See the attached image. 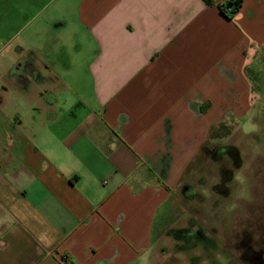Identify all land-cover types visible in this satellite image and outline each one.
Returning <instances> with one entry per match:
<instances>
[{
  "label": "crops",
  "instance_id": "obj_1",
  "mask_svg": "<svg viewBox=\"0 0 264 264\" xmlns=\"http://www.w3.org/2000/svg\"><path fill=\"white\" fill-rule=\"evenodd\" d=\"M234 1L61 0L13 29L29 0H4L0 264H157L192 161L264 86V0Z\"/></svg>",
  "mask_w": 264,
  "mask_h": 264
},
{
  "label": "rangeland",
  "instance_id": "obj_2",
  "mask_svg": "<svg viewBox=\"0 0 264 264\" xmlns=\"http://www.w3.org/2000/svg\"><path fill=\"white\" fill-rule=\"evenodd\" d=\"M60 1L29 0L23 13L13 6V29L21 28L26 18L30 28L37 22L45 25ZM4 7L0 0L2 23ZM8 35L0 27V60ZM261 90L249 108H234L221 118L203 152L192 161L183 179L195 195L179 194L181 204L173 205L167 221L188 225L187 242L162 237L157 264H264V86ZM225 145L237 148L238 166L221 153ZM214 185L222 193L214 191ZM162 209L165 206L161 213Z\"/></svg>",
  "mask_w": 264,
  "mask_h": 264
},
{
  "label": "trees",
  "instance_id": "obj_3",
  "mask_svg": "<svg viewBox=\"0 0 264 264\" xmlns=\"http://www.w3.org/2000/svg\"><path fill=\"white\" fill-rule=\"evenodd\" d=\"M208 1V0H206ZM242 0H235L234 2H229L227 4V7L229 9V13H232L234 10L230 8V6H233V7H237L241 4ZM221 11L224 12V6H221L220 7ZM219 149V148H218ZM218 149H217V152H218ZM220 151L221 153H224V154H227L229 155L233 160H234V163L236 166L239 165L240 163V155H239V152L237 150V148L235 146H232V145H225V146H222L220 148ZM213 190L217 192L218 188L217 186H213ZM218 192L222 193L221 192V189L220 191L218 190ZM185 230L184 228L182 229H174L173 230V237L176 238L177 240H182L183 242H187V235H185Z\"/></svg>",
  "mask_w": 264,
  "mask_h": 264
}]
</instances>
